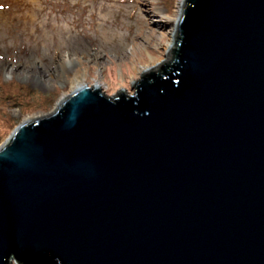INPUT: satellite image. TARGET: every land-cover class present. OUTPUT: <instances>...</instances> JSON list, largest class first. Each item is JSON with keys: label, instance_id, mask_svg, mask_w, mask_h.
<instances>
[{"label": "water", "instance_id": "water-1", "mask_svg": "<svg viewBox=\"0 0 264 264\" xmlns=\"http://www.w3.org/2000/svg\"><path fill=\"white\" fill-rule=\"evenodd\" d=\"M164 59L0 143V264H264V0H184Z\"/></svg>", "mask_w": 264, "mask_h": 264}, {"label": "rangeland", "instance_id": "rangeland-1", "mask_svg": "<svg viewBox=\"0 0 264 264\" xmlns=\"http://www.w3.org/2000/svg\"><path fill=\"white\" fill-rule=\"evenodd\" d=\"M177 1L0 0L1 80L31 89L22 108L0 99V143L79 84L98 81L107 96L121 89L133 93L141 74L167 59L171 46L165 43L180 17ZM148 14L154 23L167 22L163 36L152 29Z\"/></svg>", "mask_w": 264, "mask_h": 264}, {"label": "trees", "instance_id": "trees-1", "mask_svg": "<svg viewBox=\"0 0 264 264\" xmlns=\"http://www.w3.org/2000/svg\"><path fill=\"white\" fill-rule=\"evenodd\" d=\"M172 3V0H167ZM0 75V99L2 100V105L6 103V99H9L10 104L23 107L24 103L27 102L29 98V93L31 89L15 79H11L8 82H3ZM8 102V101H7Z\"/></svg>", "mask_w": 264, "mask_h": 264}, {"label": "bare ground", "instance_id": "bare-ground-1", "mask_svg": "<svg viewBox=\"0 0 264 264\" xmlns=\"http://www.w3.org/2000/svg\"><path fill=\"white\" fill-rule=\"evenodd\" d=\"M183 3H184V0H178L177 1V9H176V12H177V14H180L181 13V10H182V6H183ZM147 13V12H146ZM170 18V19H175L174 17H172V16H170L168 13H167V18ZM150 20V23L152 24V29H154V31L155 32H157L158 33V35L161 37V36H163V30H165L166 28H167V22L165 21V20H160V21H158V22H153V21H151V19H150V17H149V14H148V21ZM169 34H170V36H169V38H168V41L165 43V47L166 48H168V47H170L172 44H173V38L175 37V33H174V30H171L170 32H169ZM80 78H78V76H76L75 78H73V82H76L77 84L79 83V82H81L80 80H79ZM80 86H83L82 84L80 85H78V86H76V88H78V87H80ZM94 86H99L100 87V85L98 84V81H96L95 82V84H92L91 85V87H94ZM76 88H73V90L74 89H76ZM30 118V116H28L27 118H25L24 120H27V119H29Z\"/></svg>", "mask_w": 264, "mask_h": 264}]
</instances>
